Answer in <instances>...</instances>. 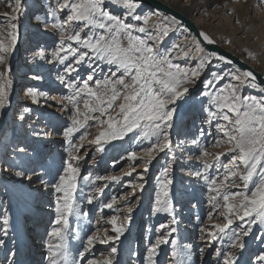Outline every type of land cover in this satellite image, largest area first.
Wrapping results in <instances>:
<instances>
[{
    "label": "snow or ice",
    "instance_id": "1",
    "mask_svg": "<svg viewBox=\"0 0 264 264\" xmlns=\"http://www.w3.org/2000/svg\"><path fill=\"white\" fill-rule=\"evenodd\" d=\"M0 3H6L9 9L0 13V17H3L0 21V110H3L9 104V93L13 86L9 61L18 47L19 20L26 14V6L23 0H0ZM141 8L139 0H58L55 5H46L47 20L41 15L34 17L44 25L45 30L51 29L58 41L49 54L41 47L33 52L32 58L49 64L55 62L63 67V72L56 79L69 90L70 95L64 99L71 106L70 124L63 132L67 158L63 160V169L52 185L55 219L48 231L47 255L44 257L46 264H80V261L70 258L68 246L69 216L78 219L81 215L88 216V212L82 213L77 204L80 179L91 186V192L86 195L88 204H92L104 192L103 187L96 186L97 181L118 183L122 179L118 175L93 176L91 173L81 177L79 153L88 133L80 135V144L73 142L74 135L86 129L90 123L95 124L98 131L88 143L95 145L97 152L105 151V145L123 140L130 133H134L137 140L151 141L141 152L128 154L130 161L143 162V170L137 177L140 182H130L128 185L132 189L131 197L139 200L137 193L145 188L149 166L158 153L172 149L170 130L174 127L178 103L190 91L187 85H195L205 64L211 65L213 59L225 64L232 63L215 51H206L201 41L195 39L194 52L190 45L177 43L162 50L165 38L177 23L176 18L171 17L170 23L166 22L168 17L154 20L153 16L158 17V13L140 15L138 10ZM65 11L67 16L62 18ZM199 36L206 44L214 43L204 32ZM48 55L51 59H48ZM180 58L198 63L195 67H184L175 62ZM104 66L108 67L107 73H104ZM82 69L87 70L86 77L81 76ZM237 72L239 74L229 73L230 82L222 87L218 85L225 77L218 72H213L211 78L203 82L205 90L200 95L208 99L204 109L208 123L223 121L215 124L216 132L222 136L202 144L200 137L204 136V130L200 129L199 137L191 140V144L199 150L196 159L203 161V170H188L185 174L205 182L210 193L209 204L223 219L222 223H212L213 215L210 212L209 225L201 228L205 233L202 238L211 245L217 239L227 237L229 247L242 252L246 246L245 238L254 235V226L264 228V96L243 95L242 89L250 87L264 93V86H261L264 81L257 84V77L252 71ZM98 75H103V78H97ZM32 79L39 80L41 77L35 75ZM26 95L33 103H38L39 98L47 94L33 87L27 90ZM24 112H29V109L25 108ZM19 119L23 121L24 115L21 114ZM32 135L40 136L42 133L34 131ZM224 145L227 146L225 151L208 150L209 147L220 148ZM19 151L23 153L26 150L20 147ZM224 156L230 157L229 163L222 162ZM174 160V156L169 157L168 163L156 177L151 213H166L176 223L170 197ZM214 166L218 172L223 169L222 176L210 177L207 174ZM135 171L133 166L123 175L131 176ZM14 175L29 181L32 179L22 170L15 171ZM40 183L44 184L45 181L40 179ZM231 188L241 190L233 192L229 190ZM81 195H84L82 190ZM119 199L126 205L124 215L121 216L118 211L107 219L113 234L105 231L102 236L89 235L83 251L79 252L81 258L91 251L97 240L100 243H114L124 235L136 206L131 204L129 196H120ZM221 199L223 203H220ZM116 203L117 198L113 196L102 207L112 209ZM235 221L240 222L237 229L232 227ZM0 226L6 236L9 227L7 212L0 215ZM155 231L158 235L147 247L144 264H157L158 249L169 243L168 237L176 232V228L162 223ZM254 238L264 244V231ZM170 243L174 264H188L191 245H184L181 252L175 239ZM3 244L4 241L0 240V245ZM116 255L117 248L113 246L108 255L102 259H89L87 264H114ZM216 256L223 257L222 264H239L235 252L217 249ZM255 264H264V250L255 256Z\"/></svg>",
    "mask_w": 264,
    "mask_h": 264
},
{
    "label": "rangeland",
    "instance_id": "2",
    "mask_svg": "<svg viewBox=\"0 0 264 264\" xmlns=\"http://www.w3.org/2000/svg\"><path fill=\"white\" fill-rule=\"evenodd\" d=\"M38 1L42 5L40 4V8L35 11L28 8L31 0H23L26 6V14L20 17L18 47L9 61L13 86L9 93L8 106L0 110V142L2 143L0 145V215L4 212L9 215V227L6 236L2 226H0V240L4 241V244L0 245V264H46L44 257L47 255L48 231L55 219L52 185L58 179V173L63 169V160L67 158L65 151L67 144L63 132L70 124L71 106L67 105L64 97L70 95V92L63 88L64 85L59 84L56 79V76L63 72V67L53 73L47 72L44 67L47 62L33 60L30 55L42 46L47 50L53 49L58 39L55 38L48 42L42 39L35 40L32 37L33 31L26 29L27 26L34 24L35 14L40 13L46 16L44 12L46 5H55L58 0ZM231 1H238V4L232 5L231 10H228L223 17L219 18L218 16L216 19L217 10ZM207 3H209L206 7L207 11L205 10L200 27L221 44H224L225 47L245 57L248 61H252L264 72V3H261V0H207ZM7 11H9L7 4L0 3V13ZM66 16L67 12L65 11L62 13V18ZM2 20L3 17H0V21ZM129 22L135 23L131 20ZM43 26L41 23L38 27ZM182 33L183 31L180 30L174 35L177 36V34ZM169 44V42L163 43L162 50L169 48ZM49 57L51 56L48 55ZM33 62L37 64L31 70ZM214 62L217 63V60L213 59L211 64ZM217 64L214 66L216 70L219 68ZM206 66H208L207 63ZM223 69L222 67L217 72H221ZM107 72L108 67L104 66V73ZM22 73L26 77L23 78V81H19V75ZM52 74L55 79L49 81ZM35 75L40 76L41 79H32ZM86 75L87 70L82 69L81 76L86 77ZM97 78L102 79L103 75H98ZM209 78V75L201 74L195 85H189L190 91L181 101V105H179L180 102L178 103L174 127L170 130L172 149L171 151L166 150V153H158L156 160L149 166V172L144 181L145 188L142 192L137 193L140 197L139 200L131 197L132 189L128 185L130 182H140L137 177L143 170V162L140 160L130 161L128 154L133 151L141 152L142 149L150 145L151 141L137 140L135 134L130 133L123 140L112 141L105 145V151L97 152L96 146L88 143L98 131L95 124L90 123L86 129H81L79 133L74 135L73 142L80 144V135L85 132L88 133L83 141L84 147L79 153L81 159L78 161V166L81 169V177L88 172L93 176L118 175L122 179L118 183L97 181L96 186L103 187L104 192L92 204H88L86 200V195L91 192V186L85 185L80 179L76 194L77 204L82 213L88 212V216L83 217L81 215L79 219L76 216H69L68 246L72 260L80 261V264H87L89 259H102L110 253L111 247L114 246L117 248L114 264H144L143 258L146 255L147 247L150 242L155 241L158 235L155 229L163 223L175 227L176 232L168 237V244L161 245L158 249L157 264H174L170 243L172 239L177 241L178 249L181 252L184 251V245H191L190 250H188V264H222L223 257L218 258L216 256L217 249L237 253L239 264H255V256L264 250V244L255 240L254 236L259 235L264 231V228L259 225L254 226V235L245 238L246 246L242 252L230 248L227 237L222 240L217 239L209 245L207 239L202 238L205 237V233L201 231L202 227L206 228L209 225V213L212 212L213 215L212 223H222L223 219L219 216L218 211H214L209 204L210 193L205 182L185 174L188 170L202 171L203 161L196 159L199 156V150L195 145L183 146L184 143L181 144L183 135L192 140L196 139L199 137L202 128L204 130V136L200 137L202 144H208L222 136L216 132V128L215 131L211 130V134L206 135L207 128L203 127L202 123L207 120V116L201 113V117L197 116L195 110L196 103L193 98L203 91V82ZM33 87L47 94L45 97L39 98L38 103H33L26 95L27 90ZM248 91L244 89L242 94L246 95ZM53 93H57L61 98L51 102ZM62 103L67 105L68 110L65 107L62 108L60 105ZM25 108H28L29 112L25 113ZM21 114L25 117L23 121L19 119ZM217 122L223 123V121ZM34 131L41 132L42 135L34 136L32 135ZM7 134L12 135L11 138L15 139L14 147H23L30 153L25 154L23 152L16 155L12 152L10 149L12 145H4L7 141L3 137L8 136ZM226 147L224 145L220 148H213V151H224ZM94 154L103 157H99L98 162L91 163ZM172 156L175 157V160L171 173L173 184L170 197L173 201L176 223H173L172 217L166 213L156 215L151 213L156 177L162 167L168 163L169 157ZM189 156L192 157L191 160L188 159ZM209 159L211 158L209 157ZM221 159L223 163H229L230 157L224 156ZM133 166L136 171L131 176L123 175L130 171ZM18 170L25 171L28 176H32L31 181L16 177L14 173ZM207 174L210 177L222 176L223 169L218 172L214 166L208 170ZM40 179H43L45 183L41 184ZM6 184L8 187H14L16 194H9L10 190ZM229 190L235 192L241 189L231 188ZM113 196L117 198L116 205L112 209L103 208L102 205L108 203ZM120 196H129L131 204L136 206L124 235L114 243H100L97 240L91 251L86 253L84 258H81L79 252L83 251L84 242L89 235L98 234L102 236L105 231L110 235L113 234L107 219L116 215L118 211L121 216L124 215L126 205L124 201L119 199ZM220 203H223L222 199ZM32 206L34 207L32 208ZM98 215L100 218H97ZM35 223L39 225L37 228L32 227V224ZM239 223V221H235L232 227L237 229ZM38 228H41L40 233L36 230ZM28 233L31 234V238L26 236Z\"/></svg>",
    "mask_w": 264,
    "mask_h": 264
},
{
    "label": "bare ground",
    "instance_id": "3",
    "mask_svg": "<svg viewBox=\"0 0 264 264\" xmlns=\"http://www.w3.org/2000/svg\"><path fill=\"white\" fill-rule=\"evenodd\" d=\"M157 1H159V2H161V3H163V4H165V5H167V6H169L170 8H172V9H174L175 11H177V12H179V13H181L183 16H185L186 18H188L194 25H195V27L200 31V33L201 32H204V33H206L213 41H214V43L215 44H217L219 47H221L223 50H225L227 53H229V54H231V55H233V56H235V57H238L240 60H242V61H244L245 63H247L249 66H251L253 69H255V70H257L258 72H260V73H262L263 75H264V72L261 70V69H259L252 61H248L245 57H242V56H240V55H238V54H236L235 52H233L231 49H229L228 47H225L224 46V44H221L218 40H216L214 37H212L210 34H208L205 30H203L201 27H200V23L202 22V20L204 19V14H205V10H206V7L208 6V4L209 3H207V0H157ZM141 4H142V8L140 9V10H138V14H140V15H143V14H145V13H158V17L156 16V15H154L153 16V19L155 20V19H157V18H159V19H163L164 17H168L169 18V20L168 21H166V22H168V23H170V20H171V16H169V15H167V14H165L164 12H162V11H160V10H158V9H156L155 7H152V6H150V5H145V4H143L141 1H139ZM41 4V2H39L38 0H31V3H30V6L28 7V8H30V9H34L35 11H37L40 7H39V5ZM55 4V3H54ZM234 4H238V1H231V2H229L227 5H225V6H223V8H220V10L218 9L217 10V13H216V15H215V18L217 19V17L219 16V18H221V17H223V15H225L226 14V12H228V10H231V6L232 5H234ZM42 5V4H41ZM45 9V11H46V8H44ZM44 11V12H45ZM207 11V10H206ZM35 14V13H34ZM33 14V15H34ZM35 15H41L40 13H37V14H35ZM41 16H44V15H41ZM227 16V15H226ZM44 17H46V16H44ZM228 17V16H227ZM224 18H225V16H224ZM177 21V23L175 24V25H173V31L172 32H170L169 33V36L168 37H166L165 38V40H164V42L163 43H167V42H169L170 44H169V47H171V45L173 44V43H177V44H180V45H190L192 48H193V52H194V49H195V45H194V43H193V39H195V40H198V41H200L199 39H198V37L183 23V22H181V21H179V20H176ZM30 24H31V22H30ZM40 24L41 23H38L35 19H34V24L32 25H30V26H27L26 27V29H27V31L28 30H31V31H33V34H32V37L35 39V40H40V39H42V40H45V42H48V41H51V40H53V39H55V38H57L58 39V37L56 36V35H54L53 34V31L51 30V29H48V30H45V28H44V26L43 27H38V26H40ZM183 31V33L182 34H177V36H175L174 34H176V33H179V31ZM26 32V31H25ZM26 34V33H25ZM187 38V39H186ZM58 41V40H57ZM44 42V41H43ZM201 46L202 47H204L203 45H202V43H201ZM225 49H224V48ZM42 48H44L43 46H42ZM39 48H37V50H38ZM36 50V51H37ZM47 49H45V51H46ZM53 49H51V50H47V54H49L51 51H52ZM207 51V50H206ZM231 52V53H230ZM30 54V53H29ZM32 54L33 53H31L30 55L32 56ZM237 55V56H236ZM50 56V55H49ZM48 59H51V57H49ZM184 61H185V59H183V58H180V59H177L175 62L176 63H179V64H181V66H184V67H195L196 66V64L198 63V61H196V60H188V62H185V63H187V64H185L184 63ZM218 63V64H217ZM217 63L216 62H214V64H211V65H208V66H206V67H204V69L202 70V74L203 75H209V77L211 78V74L213 73V72H217V71H220V69L223 67L224 69L221 71V72H218L220 75H223L224 77H225V79L223 80V81H225V82H223L222 83V81L220 82V84L218 85V87H222L224 84H227V83H229L230 82V76L228 75L229 73H237V74H239L238 72H237V70H239V71H242L236 64H234V63H231V64H225V63H223V62H220V61H217ZM37 64V63H36ZM35 64V62H33L32 63V66H31V70H32V68H34V66L36 65ZM215 64H217L218 65V67L219 68H217V70H216V68H214V66H215ZM41 65V64H40ZM45 66V69H46V71L48 72V71H51V73H53L54 71H58L62 66L61 65H59L58 63H52V64H49V63H46V64H44ZM206 65V64H205ZM40 67V66H39ZM42 69V68H41ZM44 69V68H43ZM35 70H36V67H35ZM26 76L24 75V73H22V74H20L19 75V81H23V78H25ZM54 75L52 74L51 75V77L49 78V81H54ZM233 83H235L234 81H232ZM59 84H60V81H59ZM188 87H189V85H187ZM63 88H65L64 86H63ZM65 89H67V88H65ZM244 89H247V90H249L248 92H247V94L246 95H256V96H258V97H260V96H264V93H260L259 92V90L258 89H253V88H250V87H246V88H243L242 90H244ZM205 89H203V91H204ZM60 97V95H57V93H53L52 94V97H51V102L52 101H58V99H60L59 98ZM194 99V102L196 103V108H195V110H196V113H197V116H200V113L201 114H206V116H207V113L204 111V109H205V107H207V105H208V99H207V97H203V96H201L200 95V93L198 94V95H196V97H194L193 98ZM207 99V100H206ZM206 100V101H205ZM63 101V100H62ZM57 103V102H56ZM181 101H180V103H179V105H181ZM61 106H62V108L63 107H65V109H66V107H67V105H64V103H62V104H60ZM188 107V106H187ZM185 108H186V106H185ZM194 110V111H195ZM64 113V112H63ZM201 117V116H200ZM180 120V119H179ZM207 120H208V116H207ZM205 121L204 123H202L203 124V127L205 126L206 128H207V132L205 133L206 135H208V133H211V130H213V131H215V124H216V121H214V122H212V125H210L209 123H208V121ZM190 128V127H189ZM202 129V128H201ZM30 134V133H29ZM8 136H6L5 135V137H3V139H5L7 142L4 144V145H6V144H8V145H12V147H10V149H11V151L12 152H14L16 155H17V153H21L20 151H19V148L20 147H14L13 146V143L15 142V139H13V138H11L12 137V135H10V134H7ZM222 135V134H221ZM220 135V136H221ZM202 138V137H201ZM183 140L182 141H184V144H183V146H188V145H192V146H194L193 144H191V140L192 139H190V138H188V136H185V135H183V138H182ZM1 141V140H0ZM202 142V141H201ZM12 143V144H11ZM203 143V142H202ZM2 143L0 142V145H1ZM1 148V147H0ZM208 150L210 151V152H214L213 150V148L211 147H209L208 148ZM226 150V148L224 149V151ZM216 152H218V151H216ZM25 154L26 153H30L28 150H26L25 152H24ZM99 157H103L102 155H96V154H94V156L92 157V161L93 162H91V163H96V162H98L99 160H98V158ZM88 174V172L85 174V175H87ZM2 180L4 179L3 177L1 178ZM82 182H83V180H82ZM6 187H8L7 186V184H6ZM8 189L10 190L9 191V194L11 193V194H16V190H15V188L14 187H11V186H9L8 187ZM17 195H19L18 193H17ZM9 196H11V195H9ZM34 206H32V208H33ZM97 218H100V216L98 215V217ZM37 223V222H36ZM36 223L35 224H32V227H38L39 225H36ZM36 230H38L39 231V233L41 232V228H38V229H36ZM38 233V234H39ZM37 234V235H38ZM31 234L30 233H28V234H26V236L29 238H31V236H30Z\"/></svg>",
    "mask_w": 264,
    "mask_h": 264
},
{
    "label": "water",
    "instance_id": "4",
    "mask_svg": "<svg viewBox=\"0 0 264 264\" xmlns=\"http://www.w3.org/2000/svg\"><path fill=\"white\" fill-rule=\"evenodd\" d=\"M145 5H150L152 7H155L156 9L164 12L165 14L175 17L176 20H179L183 22L201 41L202 45L205 47L207 51H215L219 55L225 56L228 60H231L232 63L236 64L242 71L248 70L252 71L254 75L257 77L256 83L261 84L262 81H264V75L257 70L253 69L251 66H249L244 61L240 60L238 57H235L229 53H227L225 50H223L221 47H219L217 44H206V42L202 41V38L199 36L200 31L195 27V25L185 16H183L181 13L175 11L174 9L170 8L169 6L157 1V0H139ZM261 86H264L262 84Z\"/></svg>",
    "mask_w": 264,
    "mask_h": 264
}]
</instances>
